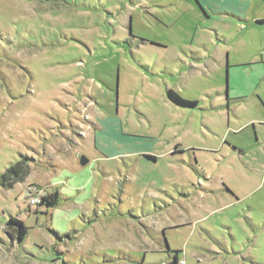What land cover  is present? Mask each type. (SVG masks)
Masks as SVG:
<instances>
[{"label":"rangeland","instance_id":"1","mask_svg":"<svg viewBox=\"0 0 264 264\" xmlns=\"http://www.w3.org/2000/svg\"><path fill=\"white\" fill-rule=\"evenodd\" d=\"M261 19L264 0H0V177L26 168L0 185V264H140L158 241L264 264Z\"/></svg>","mask_w":264,"mask_h":264},{"label":"trees","instance_id":"2","mask_svg":"<svg viewBox=\"0 0 264 264\" xmlns=\"http://www.w3.org/2000/svg\"><path fill=\"white\" fill-rule=\"evenodd\" d=\"M260 23L264 24V19H261L259 21ZM169 97L177 104L185 106V107H195L196 106V102H191L188 101L186 99H184L183 97H181L176 91L170 89L168 91ZM24 164L27 163V160L24 159L22 160ZM26 173V168L25 165L23 166L22 163L18 162L16 165H13L11 167H8L6 169V172H4L1 177H0V185L7 187V186H12L14 181H18L21 180L23 177L22 175H24ZM60 200V193L59 192H55L51 195H48L46 197H42L41 202L39 204V206L41 205H46L47 207H56L59 203ZM17 224L20 229V235L19 237L22 239L23 236L26 235L27 233V227L25 226L24 222L21 220H18L14 217H12L10 219V224ZM179 251H173V259L172 261H170L168 264H180V261L184 258L179 257L178 256Z\"/></svg>","mask_w":264,"mask_h":264},{"label":"crops","instance_id":"3","mask_svg":"<svg viewBox=\"0 0 264 264\" xmlns=\"http://www.w3.org/2000/svg\"><path fill=\"white\" fill-rule=\"evenodd\" d=\"M255 23H256L255 28H263L264 29V24L260 23L259 21H256ZM70 190L73 192H68V193H69V195H71V197H73L74 190L73 189H70ZM227 191L229 193H231V191L229 189ZM59 193H60V200L62 198V195L67 194V192L63 193L62 191H60ZM231 194L233 197L232 200H235L236 194H233V193H231ZM229 203H233V202L231 201ZM229 203H227L226 205H229ZM157 246H158V249L157 248L152 249V250L148 249L150 251L147 250L148 252L146 254H144L140 264H168L173 259V251H179L178 256L183 257L184 252L182 251L181 247L178 246V244H176V245H171V244L165 245L166 247H164L163 244L160 241H158ZM166 254H167V256H166ZM110 258H113V257H110ZM124 258L125 259H122L120 262H118V264H138V260H140L139 256L134 257V256L127 255V254L125 255ZM186 264H187V261H186Z\"/></svg>","mask_w":264,"mask_h":264},{"label":"built area","instance_id":"4","mask_svg":"<svg viewBox=\"0 0 264 264\" xmlns=\"http://www.w3.org/2000/svg\"><path fill=\"white\" fill-rule=\"evenodd\" d=\"M31 193L30 201L33 205L37 206L40 204L42 197L37 192H29ZM180 264H186V260L182 259Z\"/></svg>","mask_w":264,"mask_h":264},{"label":"water","instance_id":"5","mask_svg":"<svg viewBox=\"0 0 264 264\" xmlns=\"http://www.w3.org/2000/svg\"><path fill=\"white\" fill-rule=\"evenodd\" d=\"M88 161H89V160H88V158H87L86 156H83V157H82L81 162H82L83 165H86V164L88 163Z\"/></svg>","mask_w":264,"mask_h":264}]
</instances>
